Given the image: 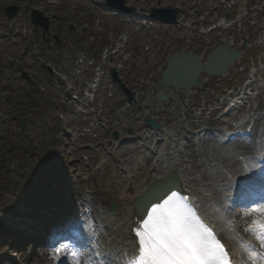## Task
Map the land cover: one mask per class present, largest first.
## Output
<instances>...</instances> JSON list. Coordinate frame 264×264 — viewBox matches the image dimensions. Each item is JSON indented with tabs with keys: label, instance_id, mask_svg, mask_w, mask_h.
Segmentation results:
<instances>
[{
	"label": "rangeland",
	"instance_id": "obj_1",
	"mask_svg": "<svg viewBox=\"0 0 264 264\" xmlns=\"http://www.w3.org/2000/svg\"><path fill=\"white\" fill-rule=\"evenodd\" d=\"M93 1L0 0V264H43L41 262L45 258L44 250L39 243L34 242L39 235L31 236L33 222L38 221L35 227L42 230L45 224L52 221L51 218L59 214V211L58 213H49V211H56L58 207L68 211L71 206L74 207V201L78 204L82 203L81 198L84 192L82 191V194L69 192L71 188L73 189L72 184L79 189L99 190L103 193L102 198L106 199L104 190L107 188L98 182L95 185L91 183L95 182V174L100 167L101 159L108 160L104 155L105 150L116 155L108 154L113 159L114 166L117 164V158L125 159L127 156L140 154V151L135 148L139 146L137 143H129L135 146L131 149L127 148L130 145L126 143L115 149L111 143V138H115L114 132L118 133V137L128 135L127 138H129L139 135L140 132L132 130L129 125L131 110L115 115L114 119L110 120L108 131L87 137H82L81 132L74 130L76 123L73 122L72 115L64 110L67 88L63 89L60 82L56 80L60 76L67 83L72 82L66 70H70V65L75 63L67 56L78 43L77 35L69 29L70 24L76 26L78 30L88 29L90 32L87 42L96 48L109 46L120 33L130 32L131 49H134L136 58L129 63L130 66L121 73V76L131 87L153 85V82L149 81L139 86L133 80L136 74L141 73L139 66L145 60L142 49L150 42L155 26L150 29H138L136 24L126 23L121 18L107 15ZM156 1L150 0L149 5H155ZM163 3L169 2L164 0ZM9 5L19 7V12L12 21H8L4 16V8ZM32 8L42 11L45 15L52 17L53 22L63 25V32L68 35L62 39L63 45L57 46L53 42H44L41 31L36 30L30 21ZM54 16L63 17L65 21L54 19ZM10 30H19L21 36L4 37ZM54 31L53 27L52 32ZM248 31L249 29L245 28L238 32L239 48L244 46ZM70 33H72L71 36ZM24 34L26 39L23 40ZM259 34L261 33H253L251 36L254 39L260 37ZM251 36L250 42L253 40ZM32 42L34 46L31 49L24 46ZM165 46L167 57L177 50L176 47L169 49L167 45ZM205 48L206 46L201 47L202 50ZM262 54L261 47L251 49L239 65L246 67L247 70L246 74L238 75V81L231 77L218 82L215 77L204 75L203 80L211 83L212 87L208 90L193 89V96L186 111L190 110L199 114L206 108L213 109L214 107L211 106L214 105L208 98H223L222 94H226L227 89L238 86L239 83L242 84L243 77H247L250 55L258 59ZM47 64L56 71V76L50 75L43 67ZM132 64L137 66L134 67ZM23 72H26L30 79L22 77ZM123 103V96L115 101L117 108ZM225 106L216 112L215 118L220 115ZM140 109L143 114L155 113L157 115L155 117L166 123L171 130L177 124L179 126V116L183 108L182 105H178L176 110L171 111L169 107H165L163 108L165 111L161 113L158 112L160 108L156 106L153 111L148 107H144V110L143 107ZM236 116L238 117L237 114L234 115ZM21 117L26 119L27 124L23 135L19 134ZM103 142L105 146L101 150ZM152 160L151 156L146 165L150 166ZM61 170L65 178L59 182L61 175L56 177V173ZM7 175L18 180L19 184L9 185L10 176ZM112 202L114 201H110L105 206L110 207ZM21 219L24 221H20ZM83 221L86 220L83 219ZM19 228L23 231L15 230ZM20 232L22 234L17 235ZM46 248L48 249L49 246ZM60 264L63 263L60 262Z\"/></svg>",
	"mask_w": 264,
	"mask_h": 264
},
{
	"label": "bare ground",
	"instance_id": "obj_2",
	"mask_svg": "<svg viewBox=\"0 0 264 264\" xmlns=\"http://www.w3.org/2000/svg\"><path fill=\"white\" fill-rule=\"evenodd\" d=\"M9 34L21 36L19 31ZM22 39H26L25 34ZM24 46L31 49L33 44L26 43ZM259 75L260 70L253 74L255 77ZM252 84H255V80L247 82L244 89L246 93ZM263 85L264 83L260 82L256 88L259 89ZM159 90L168 92L169 89L157 87L156 91ZM254 90L255 88H252L251 91ZM191 97L189 94L184 98L168 101L155 99L159 102V112H164L165 107H169L171 111L176 110L178 105H182L183 108L179 116V126L177 124L170 130L164 122H159L160 129L154 130L152 135L156 136L155 143L157 142L159 146L140 145L144 152L127 159L117 158L116 166L111 157H108L107 161L101 160L102 165L95 175V182L91 183L95 185L98 182L104 185L107 188L104 194L108 199H103V193L99 190L79 189L78 186L70 184L73 189L71 188L69 192L75 194L84 192L80 207L70 212L78 215L83 210L88 222V225H85L80 218L74 221L89 242L86 249L78 237H72L80 246L82 261L88 264H126L127 260L135 255L138 247L135 236V229L141 223V218L136 212L138 198L151 182L163 179L173 171L175 179L172 182H179L183 192L193 193L190 197L200 215L224 239L237 264H264V259L252 257V253L242 247L241 238L254 245L255 249L260 248L264 251V246L252 233L241 229L243 221L234 209L238 196L243 190L248 189L247 186L251 184L264 186V91L261 96L245 99L247 109L240 118H229L230 113L227 112L214 118L216 109H205L201 114H190L186 108ZM212 101L216 105L222 104L220 99ZM229 102L237 103L238 98ZM230 128H234V132H231ZM119 143L114 141L115 146L123 144ZM151 156L152 164L147 166ZM113 173L120 176L117 177ZM58 176L59 182L65 178L62 170L56 173V177ZM11 177L8 180L9 185H18L19 181ZM155 196L156 194H153L145 201ZM112 200L116 203L115 210L105 206ZM75 204L77 205V201ZM35 228L32 230L36 235L44 234V232L39 234ZM55 254L64 263L72 261L69 250L63 244H58Z\"/></svg>",
	"mask_w": 264,
	"mask_h": 264
},
{
	"label": "snow or ice",
	"instance_id": "obj_3",
	"mask_svg": "<svg viewBox=\"0 0 264 264\" xmlns=\"http://www.w3.org/2000/svg\"><path fill=\"white\" fill-rule=\"evenodd\" d=\"M252 204L243 213L245 217H253L245 230L264 246V197ZM135 236L138 247L126 264H231L221 239L197 215L188 199L176 192L166 199L157 197L151 203L135 229ZM66 239L64 247L74 264H81L83 256L78 242L72 236ZM240 243L252 257L264 259V253L250 242L241 238Z\"/></svg>",
	"mask_w": 264,
	"mask_h": 264
},
{
	"label": "water",
	"instance_id": "obj_4",
	"mask_svg": "<svg viewBox=\"0 0 264 264\" xmlns=\"http://www.w3.org/2000/svg\"><path fill=\"white\" fill-rule=\"evenodd\" d=\"M111 8L120 9L123 11H131L132 8H127L124 5V0H106ZM17 7H9L6 9V14L9 18L13 17L17 12ZM177 10L171 8H161L154 9L152 12V17L160 19L161 21L167 23H174L176 21ZM32 20L36 26H42L43 31H48L50 26V20L44 17L40 11H32ZM55 38L59 43L58 36ZM241 51L230 49L227 45L218 46L215 51L210 56L207 62H202L192 52H180L175 53L170 58L168 62L167 69L164 71L163 80L161 85L172 86L177 93H187L192 87L201 86L202 88L208 87V84L201 85L200 75L202 73L210 75H225L227 74L235 65V61L239 57ZM112 77L120 84L121 88L127 94L129 100L133 97V92H131L118 78L116 71L112 70ZM174 93L171 91L170 96ZM160 99H167L168 96L163 92L158 93ZM147 122L155 127L158 124L155 123L151 118ZM21 133L25 129V120L22 119L21 123Z\"/></svg>",
	"mask_w": 264,
	"mask_h": 264
}]
</instances>
